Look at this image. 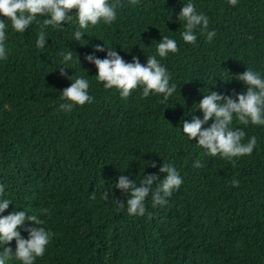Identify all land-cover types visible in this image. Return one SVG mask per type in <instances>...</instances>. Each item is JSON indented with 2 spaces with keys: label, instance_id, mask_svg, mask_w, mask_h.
Returning <instances> with one entry per match:
<instances>
[{
  "label": "trees",
  "instance_id": "trees-1",
  "mask_svg": "<svg viewBox=\"0 0 264 264\" xmlns=\"http://www.w3.org/2000/svg\"><path fill=\"white\" fill-rule=\"evenodd\" d=\"M186 2L121 0L116 21L90 27L80 42L71 37L74 22L63 31L47 28L43 50L35 47L43 18L23 34L9 28V55L0 61V184L13 202L4 215L36 214L54 234L35 264H264V126L244 128L245 142L255 136L257 146L232 162L208 156L181 133L203 94L246 91L234 77L248 67L264 72V0H238L235 7L194 0L216 32L212 41L198 34L195 45L183 42L176 20ZM162 36L175 38L179 48L157 56L177 86L164 103L160 95L143 98L140 87L121 98L84 60L103 41L126 62L135 56L145 64ZM68 48L85 72L76 63L66 71L89 79L94 101L65 113L57 108L70 86L59 74L60 52ZM95 55L103 59L106 52ZM144 162L157 164L145 175L174 164L183 184L166 206L153 207L149 197L145 214L130 216L115 184L121 174L138 180ZM105 191L107 200L100 198ZM21 235L28 233L22 228ZM9 247L14 252L15 241Z\"/></svg>",
  "mask_w": 264,
  "mask_h": 264
},
{
  "label": "clouds",
  "instance_id": "clouds-1",
  "mask_svg": "<svg viewBox=\"0 0 264 264\" xmlns=\"http://www.w3.org/2000/svg\"><path fill=\"white\" fill-rule=\"evenodd\" d=\"M228 3L235 7L238 0H228ZM122 6L121 0H0V61L7 60L9 55L7 47L9 28L23 34L34 22L40 25V18H43L35 40V47L43 50L48 41L45 31L47 28L63 31L65 29L63 24L68 26L70 22H74L77 27L72 31L71 37L73 41L80 42L90 27H96L101 23L105 26L112 25ZM171 13L172 19L173 12ZM175 15L183 28L180 37L184 43L195 45L198 34H206L208 41H212L216 36L215 31H209V17L197 10L194 0H187ZM178 51V42L175 38L162 36L160 42L156 43L155 54L146 55L145 64L135 56L131 62H126L116 51V47L106 46L102 41V44L94 46L93 52L86 55L84 60L97 69L96 80L102 82L105 89H116L121 98H128L133 90L140 87L143 98L160 95L161 103H164L173 96L177 86L170 82L171 76L157 56L163 59L177 54ZM98 52H106V56L103 59L98 58L95 55ZM73 53L69 48L60 52L62 66H59V74L70 81V86L62 91L60 100L63 102L58 104L57 110L65 113L72 112L76 106H84L94 101V97L89 94V79L76 76L74 72L69 76L66 71L72 70L71 66L74 63L78 64L82 71L80 60L79 58L77 60V54L75 53L74 57ZM234 79L241 82L246 91L232 94L208 91V94H203L202 100L195 105L202 116H196L195 111L191 114L190 121L183 120L181 132L188 140L197 141L196 145L204 149L208 156H220L230 162L234 158L250 156L257 146L255 136L245 142L244 128L250 124L264 126V72L248 67ZM209 121H212L210 125ZM236 123L243 127L237 128ZM144 165L138 180L121 174L115 184V188L126 197V202L121 201L118 204L126 207L130 216H143L149 197L153 207L166 206L168 199L183 184V178L174 164L163 162L158 174L147 175L144 174V169L149 166L155 169L157 164L144 162ZM194 166L199 168L201 164L196 161ZM232 184L238 186L239 182L234 179ZM4 192L5 187L0 184V264H9L13 259L20 264H35L38 258L45 255L54 234L43 226L45 221L36 214L26 215L25 211L14 209L4 215L13 204L11 199L4 197ZM109 196L110 193L105 191L100 198L107 200ZM96 198L95 192L91 194L90 199ZM46 214L47 209L41 208L40 215ZM22 228L28 233L26 239L21 235ZM13 241L14 252L9 247Z\"/></svg>",
  "mask_w": 264,
  "mask_h": 264
}]
</instances>
